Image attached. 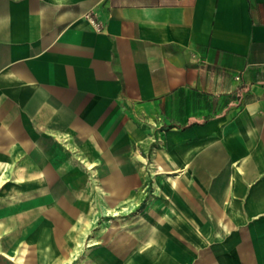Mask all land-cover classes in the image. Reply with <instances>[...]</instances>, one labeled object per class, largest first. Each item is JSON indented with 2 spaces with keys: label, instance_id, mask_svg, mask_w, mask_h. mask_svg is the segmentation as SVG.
I'll use <instances>...</instances> for the list:
<instances>
[{
  "label": "crops",
  "instance_id": "crops-1",
  "mask_svg": "<svg viewBox=\"0 0 264 264\" xmlns=\"http://www.w3.org/2000/svg\"><path fill=\"white\" fill-rule=\"evenodd\" d=\"M0 264H264V0H0Z\"/></svg>",
  "mask_w": 264,
  "mask_h": 264
},
{
  "label": "rangeland",
  "instance_id": "rangeland-1",
  "mask_svg": "<svg viewBox=\"0 0 264 264\" xmlns=\"http://www.w3.org/2000/svg\"><path fill=\"white\" fill-rule=\"evenodd\" d=\"M159 143H162L161 140H159ZM152 187H153V186H152L151 184H147L146 186H144L142 192H143V193H145V192H146V193H150L151 190H152Z\"/></svg>",
  "mask_w": 264,
  "mask_h": 264
},
{
  "label": "built area",
  "instance_id": "built-area-1",
  "mask_svg": "<svg viewBox=\"0 0 264 264\" xmlns=\"http://www.w3.org/2000/svg\"><path fill=\"white\" fill-rule=\"evenodd\" d=\"M89 19H90L91 24L94 26V28H95L96 30H100V27H99L98 24L95 22V20L92 19V18H89Z\"/></svg>",
  "mask_w": 264,
  "mask_h": 264
}]
</instances>
